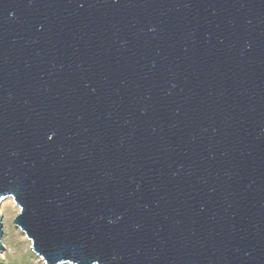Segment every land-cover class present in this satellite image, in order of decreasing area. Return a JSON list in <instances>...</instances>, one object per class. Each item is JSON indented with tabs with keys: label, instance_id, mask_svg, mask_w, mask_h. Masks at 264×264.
I'll list each match as a JSON object with an SVG mask.
<instances>
[{
	"label": "water",
	"instance_id": "water-1",
	"mask_svg": "<svg viewBox=\"0 0 264 264\" xmlns=\"http://www.w3.org/2000/svg\"><path fill=\"white\" fill-rule=\"evenodd\" d=\"M8 198L44 264H264V0H0Z\"/></svg>",
	"mask_w": 264,
	"mask_h": 264
},
{
	"label": "rangeland",
	"instance_id": "rangeland-1",
	"mask_svg": "<svg viewBox=\"0 0 264 264\" xmlns=\"http://www.w3.org/2000/svg\"><path fill=\"white\" fill-rule=\"evenodd\" d=\"M12 198H8L7 200ZM4 201L0 207L7 202ZM14 203V201H13ZM16 204L14 203V207ZM13 205L5 206L1 212L2 231L1 237L4 252L0 254V264H44L31 249V242L19 228L14 226L13 221L19 214V207Z\"/></svg>",
	"mask_w": 264,
	"mask_h": 264
},
{
	"label": "bare ground",
	"instance_id": "bare-ground-1",
	"mask_svg": "<svg viewBox=\"0 0 264 264\" xmlns=\"http://www.w3.org/2000/svg\"><path fill=\"white\" fill-rule=\"evenodd\" d=\"M7 205H13V207H14V203H13V201L11 200V199H9V200H7V202H5L1 207H0V210H2L5 206H7ZM14 208H16V206L14 207Z\"/></svg>",
	"mask_w": 264,
	"mask_h": 264
}]
</instances>
